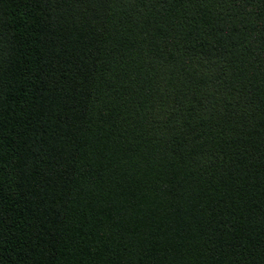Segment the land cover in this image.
I'll use <instances>...</instances> for the list:
<instances>
[{
  "label": "trees",
  "instance_id": "trees-1",
  "mask_svg": "<svg viewBox=\"0 0 264 264\" xmlns=\"http://www.w3.org/2000/svg\"><path fill=\"white\" fill-rule=\"evenodd\" d=\"M0 264H264V0H0Z\"/></svg>",
  "mask_w": 264,
  "mask_h": 264
}]
</instances>
